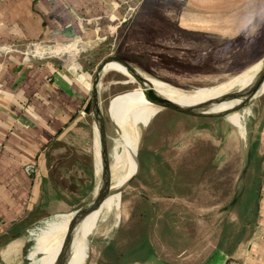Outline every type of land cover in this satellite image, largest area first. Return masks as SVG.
I'll return each mask as SVG.
<instances>
[{"label": "rangeland", "instance_id": "rangeland-1", "mask_svg": "<svg viewBox=\"0 0 264 264\" xmlns=\"http://www.w3.org/2000/svg\"><path fill=\"white\" fill-rule=\"evenodd\" d=\"M174 5L179 12V1L140 0L132 16L126 17L125 25L133 20L139 27L133 42L120 44L124 32L115 48L119 59L130 63H120L126 71L105 69L111 60L100 65L105 50L34 48L39 54L49 50L47 54L57 58L59 66L68 67L74 76L83 74L86 83L88 72L89 87L101 67L103 112L98 129L101 139L105 134L108 164L103 162V175L98 162L96 166L105 199L94 210L96 234L88 235L89 230L84 231L78 221L71 222L76 210L92 198L91 188L99 186L92 114L81 140L87 183L75 167L74 144L58 146L46 165L54 166L51 173L46 170L54 182L56 167L65 165L68 178L56 182L59 189L65 184L68 192L59 195L56 206L72 209L62 211L50 204L49 211L31 214L20 234L6 243L2 264H33L37 258L39 264L58 259L81 264L87 253L84 264H126L130 259L126 251L142 232L160 237L168 255H174L202 243L187 238L198 237L205 239L203 245L210 244L207 239L215 237L228 210L223 207L234 195L254 202L252 185L259 183L264 171V91L249 101L212 102L205 107L208 116L197 117L191 114L214 96L172 94L148 76L182 89H210L195 87L250 74L264 60V0H236L235 8L218 16H195V30L178 26ZM139 75L144 80L135 77ZM263 89L264 81L259 91ZM90 95L91 89L87 102ZM111 184L119 190V206ZM52 200H56L53 195ZM48 219L54 221L48 225Z\"/></svg>", "mask_w": 264, "mask_h": 264}, {"label": "crops", "instance_id": "crops-1", "mask_svg": "<svg viewBox=\"0 0 264 264\" xmlns=\"http://www.w3.org/2000/svg\"><path fill=\"white\" fill-rule=\"evenodd\" d=\"M172 1L181 2L183 8L178 12L172 6L178 26L195 30L193 17L218 16L235 8L236 0ZM122 2L0 0V261L6 243L20 234L31 214L49 211L50 204L62 211L72 209L56 206L59 195L68 192L65 184L59 189L56 182L68 178L65 165L56 167L55 182L46 173L54 167L46 165L58 146L74 144L75 167L81 178L80 170L87 178L81 140L92 115L81 125L79 119L89 98L90 75L87 72L86 83L83 74L74 76L68 67L58 65L57 58L46 52L35 53L30 46L91 49L115 41L125 26L119 40L128 46L139 27L133 20L125 25ZM114 51L104 56L100 65L108 60L122 63ZM100 65L95 76L101 74ZM28 163L33 165L30 173L25 170ZM259 187L253 203L238 201L227 210L215 237L207 239L210 244L203 245L205 239H195L198 237L187 238L202 243L168 255L160 237L154 239L142 232L132 249L125 250L130 258L126 264H264V171Z\"/></svg>", "mask_w": 264, "mask_h": 264}, {"label": "bare ground", "instance_id": "bare-ground-1", "mask_svg": "<svg viewBox=\"0 0 264 264\" xmlns=\"http://www.w3.org/2000/svg\"><path fill=\"white\" fill-rule=\"evenodd\" d=\"M253 65H255V64H253ZM253 65H251V66H253ZM107 68L108 69L109 68H119V69L121 68V69L125 70V68L120 63L113 62V61L107 63V65L105 66V69H107ZM262 72H264V60L261 61V63L250 74L245 75L243 77L231 78V79H228V80H224L223 82H219V83H216V84H213V85H209V86H198V87H195V88L211 87L210 89H182V88H178V87H176V86H174V85H172L170 83H167V82H165V81H163V80H161L159 78H156L154 76H148V77L152 81H154V83L158 87L162 88L165 91H168L169 93L176 94V95H184V96H189V97H200V98L201 97L203 98V97L214 96V97L209 98V100H213L216 97H218L221 94H223L224 92L229 91V90H231L233 88H241V89L246 88L250 84V82L255 77L259 76V74H261ZM140 76L141 75L138 76V79L139 80H144ZM232 77H234V76H232ZM100 89L101 88L99 86V88L97 90L98 103H97V107H96V109H95V111L93 113V121H94V130H95V166H96V163L98 162L99 168L102 171L103 162H106V161H105V157H104V153H103V149H102V140H103V139H101V137H102L101 134L102 133L99 132V129H98V126L100 125V123H102V112H103V109H102V96H101ZM102 175H103V171H102ZM105 177L108 180V182L111 181L110 175H109V173L107 171L105 172ZM100 178H102V176L99 175V172H98V169H97V166H96V182L97 183L99 182V186L97 188H99V190L104 194L103 181L99 180ZM116 182L120 183V177L117 179ZM97 183H96V185H97ZM111 186H112V188H111L112 194H114V200L118 199V206H119V204H120V194L118 192L119 190L118 191L115 190L114 186H116V184H113V185L111 184ZM94 201H95V196L92 193V198L85 205L80 207L75 212V214L73 215V217L71 219V222L78 221L79 225L84 229V231H88L89 230V233L87 232L88 235L91 234V233H95L96 234V232L98 231L97 227H96V220H95L94 210L99 206V203L97 202V200L95 201V203H94ZM92 211H93V214L91 216L86 217V218H84L82 220V218H81L82 216L87 215V214L91 213ZM59 216H65V214H60ZM63 219H66L68 221V217H66V218L64 217ZM117 219H118V217H117ZM52 221H54V220H49L48 219V220H46V223L49 225ZM87 238H88V236H87ZM39 261H40V259L37 258V259H35L33 264H39Z\"/></svg>", "mask_w": 264, "mask_h": 264}, {"label": "water", "instance_id": "water-1", "mask_svg": "<svg viewBox=\"0 0 264 264\" xmlns=\"http://www.w3.org/2000/svg\"><path fill=\"white\" fill-rule=\"evenodd\" d=\"M40 47H42V46H40ZM47 47H50V46H46V48ZM34 48H35V45L30 46L31 50H34ZM79 48H81V47L79 46ZM47 53H48V51H47ZM49 54H51V53H49ZM121 61H122V63H124L125 65L128 66V64L125 61H123V60H121ZM135 72H136V70H135ZM98 76H99V74L97 73L96 76L94 77L93 82H92L90 100L88 101V103L85 105V107L83 108V110L81 112L80 119H79L80 125H81L82 121L87 119V116L92 115L94 113V111L97 107V103H98L97 90L99 88V77ZM135 77L138 78V76H135ZM263 81H264V72L259 74V76L255 77L246 88H243V89L233 88L229 91H226L223 94H221L220 96L213 99L212 101L204 104L202 108L198 109L196 112H194L191 115L197 116V117L208 116L210 111H208L207 108H205V107H207L212 102L218 103L220 101L236 99V98H243V99H246L247 101H249L250 99H252L253 97L257 96L258 94H260L264 91V89L262 91H259ZM159 110H161V109H159ZM104 136H105V134H104ZM104 136H103V140H102V149H103L105 161L108 164L107 158H106V153L104 150ZM108 168H109V165H108ZM80 172H81V175L84 178L85 182L87 183V178H86V176H84L83 170H80ZM91 192L93 193V195L95 196V198L99 204H101L103 202V200L105 199V194H103L95 185L91 188ZM112 210H110L108 213H110ZM88 256L89 255L87 253V256H85V259L83 260V262L81 264H84V262H86ZM52 264H64V260H55V261H53Z\"/></svg>", "mask_w": 264, "mask_h": 264}, {"label": "trees", "instance_id": "trees-1", "mask_svg": "<svg viewBox=\"0 0 264 264\" xmlns=\"http://www.w3.org/2000/svg\"><path fill=\"white\" fill-rule=\"evenodd\" d=\"M123 32H124V29H122L121 31H119L118 32V34H117V38H116V40L115 41H113V40H109L108 42L109 43H103V44H101V45H98L97 47H94V48H91V49H89V50H91V52L94 50H96V51H102V50H105L104 51V53L101 55V57L100 58H102V57H104V56H106L107 54H109L111 51H113V50H115V48H117V44H118V41H119V39H120V37L122 36V34H123ZM106 45H109V47H106ZM98 53H100V52H98ZM102 53V52H101ZM124 57V56H123ZM128 58V59H127ZM127 58H125V59H127V60H129V61H132L131 60V57L129 58V56L127 57ZM124 59V60H125ZM57 60V59H56ZM126 60V61H127ZM58 61V60H57ZM132 62H134V61H132ZM58 65H59V61H58ZM88 103V102H87ZM261 177H262V175H261ZM260 180H261V178L259 179V183L257 184V183H254L252 186H253V189L251 190V198H252V200H256L257 199V197H258V194H259V190H260V187H259V185H260ZM238 201H241V199H240V197H239V195L238 194H236V195H234L233 197H232V199L227 203V205L226 206H224L223 207V210H227V209H229L234 203H236V202H238Z\"/></svg>", "mask_w": 264, "mask_h": 264}, {"label": "built area", "instance_id": "built-area-1", "mask_svg": "<svg viewBox=\"0 0 264 264\" xmlns=\"http://www.w3.org/2000/svg\"><path fill=\"white\" fill-rule=\"evenodd\" d=\"M139 1L140 0H123V2L120 5L121 8L124 11V18L123 19H127V18H129L132 15L131 14L132 13L131 11H134V9L137 7V4H138ZM25 170L28 173H30L33 170V165L31 163H28L25 166Z\"/></svg>", "mask_w": 264, "mask_h": 264}]
</instances>
